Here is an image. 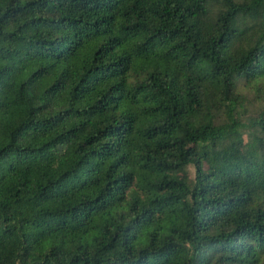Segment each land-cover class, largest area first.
<instances>
[{
	"label": "trees",
	"instance_id": "obj_1",
	"mask_svg": "<svg viewBox=\"0 0 264 264\" xmlns=\"http://www.w3.org/2000/svg\"><path fill=\"white\" fill-rule=\"evenodd\" d=\"M262 76L264 0H0V264H258Z\"/></svg>",
	"mask_w": 264,
	"mask_h": 264
},
{
	"label": "rangeland",
	"instance_id": "obj_2",
	"mask_svg": "<svg viewBox=\"0 0 264 264\" xmlns=\"http://www.w3.org/2000/svg\"><path fill=\"white\" fill-rule=\"evenodd\" d=\"M236 89L244 98L243 108H240L243 113V118L254 116L260 109H264V76L260 77L258 80L253 82H248L244 79H237ZM241 151L246 152V164H257L261 166L262 158L264 157V141L260 148H257L254 141L250 139L246 134H243ZM188 174L192 176V168H188ZM260 183L259 175L253 177V182ZM257 256L260 259L258 264H261L264 260V254L258 252ZM211 257L206 258V263L208 264Z\"/></svg>",
	"mask_w": 264,
	"mask_h": 264
}]
</instances>
